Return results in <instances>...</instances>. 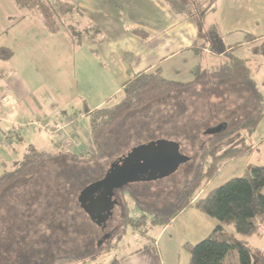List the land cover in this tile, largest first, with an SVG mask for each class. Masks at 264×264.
<instances>
[{
  "label": "rangeland",
  "instance_id": "obj_1",
  "mask_svg": "<svg viewBox=\"0 0 264 264\" xmlns=\"http://www.w3.org/2000/svg\"><path fill=\"white\" fill-rule=\"evenodd\" d=\"M5 2V7L15 15L8 22L25 12L19 10L13 0ZM252 7L255 10L253 13L258 12L255 17L258 24L249 30H264V0L252 4ZM178 17L188 19L182 15ZM209 19H212L211 12L207 18L205 16V26L201 27V32L219 31L213 29L215 25L212 28L206 26ZM108 37L113 39L115 32L109 31ZM229 39L237 46L240 37L232 35ZM253 44L234 46V53L248 58L251 74L264 101V50L256 51L252 48ZM207 55L202 51L198 57ZM211 56L215 61L216 56L210 54L208 58ZM203 65L207 68L214 66ZM9 66L10 60L0 59V69L7 72ZM170 74L171 70L166 68L165 77L172 78ZM236 90L195 85L167 94L124 119L106 152L97 158L73 157L72 153L78 151L70 149L68 152L69 148L53 143L57 138L55 134L35 125H27V122L14 130L13 127L5 129V125L0 123V173L12 168L30 145L56 153L32 176L13 186L0 200V264H50L54 258L65 254L79 257L65 264H188L186 242L199 241L198 238L194 239L199 229L205 228L209 232L217 224L214 218L194 207L179 213L164 228L145 221L138 229H134L127 220L125 231L119 238H115L114 230L122 225L125 213L128 216L140 214L134 197L167 200L177 194L191 173L201 142L208 137L205 133L208 128L221 122L233 123L252 111L253 103L242 96L244 93L247 95L245 88L238 86ZM115 100V96L110 97L107 103ZM83 122L89 133L87 120ZM9 131L12 133L11 138L6 136ZM244 134V143L251 146L250 150L223 164L203 192L243 174L252 164L264 165V115L252 132ZM157 139L178 142L180 152L189 159L174 172L161 178L131 182L122 192L117 189L120 204L114 207L105 230H102L80 207L79 193L86 185L101 179L117 158L137 145ZM123 207H126V212ZM227 229L233 231L231 227ZM106 233L112 235L99 245ZM234 235L246 240L253 249L252 260L264 249V223L257 233L242 236L234 232ZM155 239L156 250L143 248L145 244L152 245ZM226 260L236 261V254L228 255Z\"/></svg>",
  "mask_w": 264,
  "mask_h": 264
},
{
  "label": "crops",
  "instance_id": "obj_2",
  "mask_svg": "<svg viewBox=\"0 0 264 264\" xmlns=\"http://www.w3.org/2000/svg\"><path fill=\"white\" fill-rule=\"evenodd\" d=\"M258 2L215 0L212 19L206 26H216L226 50L236 46L229 39L232 35L240 37L236 42L239 47L258 45L263 40V29L249 30L258 24L255 20L258 12L253 13L252 7ZM6 4L0 0V59L10 60L9 74L0 69V123L5 129L14 130L25 122L44 119L43 129L57 137L53 143L69 148L68 152L78 151L73 154L92 150L90 132L87 133L83 122L86 119L89 127L88 111L116 96L122 84L135 73L160 66L164 76L168 68L170 79L189 81L195 65L206 67L205 63L214 68L225 59L223 52L217 54L207 47L193 51L194 43L202 41L200 34L204 36L206 30L200 32L193 18L179 19L161 0L75 3L81 11L82 26L95 24L101 30L100 35L83 33L77 45L72 44L63 27L55 34L48 33L33 14L16 20L18 15L8 22L15 15ZM134 28L145 30L148 36L132 33ZM109 31L115 32L112 41ZM202 51L214 54L216 60L213 56L208 58L209 55L198 57ZM69 116L75 118L74 125L59 130ZM11 134L9 131L6 136L11 138ZM68 138L73 139L71 144L65 143ZM206 231L199 229L194 239H202Z\"/></svg>",
  "mask_w": 264,
  "mask_h": 264
},
{
  "label": "trees",
  "instance_id": "obj_3",
  "mask_svg": "<svg viewBox=\"0 0 264 264\" xmlns=\"http://www.w3.org/2000/svg\"><path fill=\"white\" fill-rule=\"evenodd\" d=\"M13 1L19 10L25 11L16 20L23 19L27 14H33L51 34L59 32L63 27L73 45L81 43V36L85 32L95 35L101 33L100 28L95 24L82 26L79 20L81 11L70 0ZM162 2L174 14L193 18L200 32L201 27L204 26L205 16L214 9L215 5V0H162ZM213 29L216 30V26ZM131 32L140 37L148 36V32L139 28H134ZM200 38L202 41L194 43L193 51L199 52L207 47L217 54L223 52L225 59L211 69L200 64L195 65L189 81L166 78L160 66L135 73L122 84L113 103H104L88 111L92 150L87 153L72 154L73 157L102 156L124 119L143 109L147 104L177 90L195 85L215 86L235 91L238 86L245 88L247 95L245 96L244 93L242 96L253 103L252 111L233 123L223 122L226 126L219 132L214 134L205 132L208 137L201 142L191 173L177 194L167 200L134 197V203L139 208L140 214L128 216L125 213L122 225L114 230V234L115 238L123 234L127 220L134 229H138L145 221L165 226L184 208L192 206L214 218L217 224L199 241L186 242L185 246L189 251L188 264H264V249L252 260L253 249L246 240L238 239L234 235V232L242 236L252 235L257 233L264 223V165L252 164L243 174L203 192L207 183L215 177L223 164L250 150L251 146L244 143V133L252 132L264 115V101L251 74L248 59L236 55L234 47L226 50L216 31H206L204 36L200 34ZM252 48L263 51L264 38ZM54 156L56 153L39 150L32 145L28 146L21 159L12 168L0 173V200L13 186L22 179L32 176ZM127 188L128 186H124L121 190ZM122 209L126 212V207ZM227 227H231L233 231L228 230ZM102 246H100L101 250ZM148 247L156 250V242L152 245H143V248ZM231 254H236V261L226 260ZM78 259L79 257L74 254H65L54 258L50 264H65Z\"/></svg>",
  "mask_w": 264,
  "mask_h": 264
},
{
  "label": "water",
  "instance_id": "obj_4",
  "mask_svg": "<svg viewBox=\"0 0 264 264\" xmlns=\"http://www.w3.org/2000/svg\"><path fill=\"white\" fill-rule=\"evenodd\" d=\"M225 123L221 122L206 130L207 134H214L225 128ZM189 157L179 150V143L168 139H157L133 147L127 154L117 158L105 171L103 177L96 182L86 185L78 196L80 207L89 218L102 229L106 226V221L112 215V210L118 201L114 196V191L121 189L134 181H150L174 172L181 163L187 161ZM103 189L106 206L94 209L88 203L95 192ZM106 233L99 245L109 237Z\"/></svg>",
  "mask_w": 264,
  "mask_h": 264
},
{
  "label": "flooded vegetation",
  "instance_id": "obj_5",
  "mask_svg": "<svg viewBox=\"0 0 264 264\" xmlns=\"http://www.w3.org/2000/svg\"><path fill=\"white\" fill-rule=\"evenodd\" d=\"M121 190V189H120ZM124 190V189H123ZM123 190H121V191H123ZM118 191H119V189H118ZM117 193H116V190L114 191V196L112 197V198H116L117 199V201H118V203H117V205H119L120 204V200H119V198H118V196L116 195ZM88 203H89V205L91 206V207H93L94 209H97V208H102L103 207V205L104 206H106V201H105V195H104V190L103 189H100V190H98L97 192H95L94 194H93V196L90 198V199H88ZM116 206V205H115ZM114 206V207H115ZM114 209V208H113ZM112 213H113V211H112ZM110 218V217H109ZM108 218V219H109ZM108 221V220H107ZM107 221H106V224H107ZM102 230H105V228H103Z\"/></svg>",
  "mask_w": 264,
  "mask_h": 264
},
{
  "label": "built area",
  "instance_id": "obj_6",
  "mask_svg": "<svg viewBox=\"0 0 264 264\" xmlns=\"http://www.w3.org/2000/svg\"><path fill=\"white\" fill-rule=\"evenodd\" d=\"M74 121H75V118L74 117H70V116L67 117L66 120H65L64 125L59 130L63 129L67 125H74ZM28 124H30V125H36V126H39V127L43 128L45 126V120L44 119L43 120L34 119L33 121L28 122L27 125ZM72 141H73L72 138H68L65 141V143L66 144H71Z\"/></svg>",
  "mask_w": 264,
  "mask_h": 264
}]
</instances>
